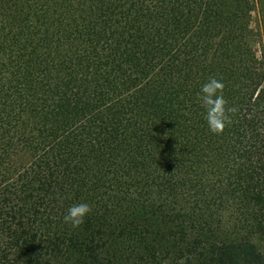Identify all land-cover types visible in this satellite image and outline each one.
<instances>
[{
	"label": "trees",
	"instance_id": "1",
	"mask_svg": "<svg viewBox=\"0 0 264 264\" xmlns=\"http://www.w3.org/2000/svg\"><path fill=\"white\" fill-rule=\"evenodd\" d=\"M257 10L0 0V264H264Z\"/></svg>",
	"mask_w": 264,
	"mask_h": 264
},
{
	"label": "rangeland",
	"instance_id": "2",
	"mask_svg": "<svg viewBox=\"0 0 264 264\" xmlns=\"http://www.w3.org/2000/svg\"><path fill=\"white\" fill-rule=\"evenodd\" d=\"M251 29L252 36L249 39V44L258 59V64L254 67V71L264 80L263 37L259 24L258 10L252 15Z\"/></svg>",
	"mask_w": 264,
	"mask_h": 264
}]
</instances>
